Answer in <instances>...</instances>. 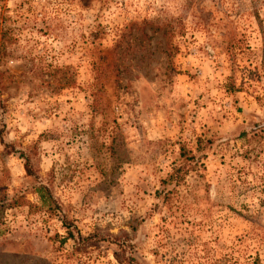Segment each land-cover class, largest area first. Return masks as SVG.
Masks as SVG:
<instances>
[{
  "label": "rangeland",
  "instance_id": "1",
  "mask_svg": "<svg viewBox=\"0 0 264 264\" xmlns=\"http://www.w3.org/2000/svg\"><path fill=\"white\" fill-rule=\"evenodd\" d=\"M13 196L0 264H264V0H0Z\"/></svg>",
  "mask_w": 264,
  "mask_h": 264
},
{
  "label": "trees",
  "instance_id": "2",
  "mask_svg": "<svg viewBox=\"0 0 264 264\" xmlns=\"http://www.w3.org/2000/svg\"><path fill=\"white\" fill-rule=\"evenodd\" d=\"M180 157L185 158L187 160H192L194 156L190 154V151H188L184 146L180 147ZM28 160L26 158V161L24 162V167L27 172V174H31L32 171L28 166ZM180 166H176L173 168L172 172L164 179L167 184H179L184 179V173L183 168ZM35 193L38 195V200L40 203V207H42L45 210H48L49 212H59L61 210V207L59 203L57 202L55 196L53 195L52 191L49 189V187L43 183L37 184L35 187ZM158 197H161V200H168L170 197L171 192L170 191H159L157 192ZM1 201H3L0 204V209H3L4 205L7 206H14L19 204V200L16 196H13L12 198H1ZM31 206V204H30ZM62 221L65 225V228L67 230V237L65 238H72L74 241L78 238L82 240V242L89 237H83L79 230L76 228L75 225H73L71 222L67 220L65 216H62ZM75 233H77L78 236H75Z\"/></svg>",
  "mask_w": 264,
  "mask_h": 264
}]
</instances>
